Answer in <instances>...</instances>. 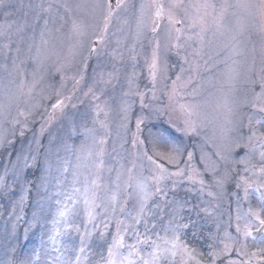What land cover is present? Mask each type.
Here are the masks:
<instances>
[{"label":"rangeland","instance_id":"1","mask_svg":"<svg viewBox=\"0 0 264 264\" xmlns=\"http://www.w3.org/2000/svg\"><path fill=\"white\" fill-rule=\"evenodd\" d=\"M83 1L4 0L0 4V104L5 106L0 110V176L5 177V186L0 187V264L6 260L22 261L30 257L34 250L42 249H47V253L42 251L40 261H34V264H44L45 261L51 264L48 256H55L56 253L48 236L53 228L51 222L56 218L58 206L55 202L64 201L65 189L69 188L67 182L57 186L56 181L64 179L57 168L64 159L75 164L78 154L86 156V151H79L81 145L92 150V156L82 160L85 174L95 172L92 165L103 160L100 172L102 185L110 184L115 179L121 165L124 172L122 180L127 179V169L133 168V162V177L142 179L153 176L155 166L142 156L143 147H148V155L164 164L168 172H176L177 168L185 169L184 176H167L161 181V186L168 193L167 199L159 194L149 199L147 211L152 215L146 216L147 233L145 224L141 223L136 228L130 227L123 235L130 245L136 244L137 232L141 234V239L145 234L151 236L161 249L156 252L157 264H197V261L209 264V253L223 247L220 241L225 239V230L233 236L237 235L236 216L243 215L237 204L243 207L245 213L249 207L261 211L260 196L264 188L259 193L254 188L249 189L245 199L241 181V177H244L254 185L264 184V174L244 171L245 168L258 170L264 167L260 149L254 152L236 149L235 159L239 161L247 152V161L229 165L231 172L223 188L214 182L212 171H205L199 156L203 148L212 160H216L212 152L217 146L227 145L229 141L238 139L241 133L246 141L250 130L256 131L258 136L264 135V125L255 122L260 119L261 112L252 107L253 103L264 105V96L256 98L260 93L257 85L260 78L264 77V16L256 10L249 15L248 11L236 7L238 0H210L216 5L217 15L221 5L227 4L229 7L223 11L219 24L212 15L204 17L206 31L202 34L201 43L195 35L200 31L199 27H187L192 22L190 17L196 15L191 8L185 15L184 5L187 6L190 0H183L180 7H173L176 0H161L165 14L158 21L160 28L155 34L151 31L155 15L152 0H124L120 8H116V0H112L113 15L107 33L102 29L108 0H86L87 3L95 2L93 10ZM248 2L259 3V0ZM141 4L145 5L142 17ZM169 11L176 19L183 21L182 26H176L183 28L179 49L174 47L177 43L176 32L167 19ZM73 20L82 26L80 32L73 31ZM138 21L141 23L139 34ZM214 24L220 30L221 47L218 40L215 50L209 54V48L205 46V34ZM21 26L24 28L21 29ZM235 29L239 30L238 33ZM230 32L237 35L233 43H238V52L242 49L241 75H236L238 52L225 57L221 54L222 45ZM189 36L192 39H188ZM156 40L160 43V70L153 98L149 65ZM93 47L95 55L90 58L89 49ZM37 49H40L41 56L39 60H33ZM213 57L219 59L213 60ZM231 58L235 61H230ZM58 68L60 71H57ZM82 71L83 80L77 84ZM109 73H113L111 82L104 83ZM178 74L180 80L177 81ZM173 81H176L175 94L172 92ZM219 81L222 82L219 86H212ZM89 88L92 89L90 93ZM215 91L217 96L211 95ZM137 93H143L144 104L148 107H141ZM58 100L63 101V104L54 110L52 106ZM181 105L187 107L182 108ZM68 109H72L71 113H67ZM188 110H191V116ZM249 116L252 117L251 125L248 123ZM58 118L61 119L60 124L52 125ZM138 118H143L139 131L136 127ZM189 119L194 122L195 134L179 130L185 127V121ZM131 122H134L132 131L129 130ZM46 125L52 130L48 134L49 146L42 143L41 129L44 130ZM22 127L23 135L20 134ZM85 129H92L93 134L86 137ZM142 129L148 145L144 143L143 146L137 144L133 147V141L139 140ZM73 131L75 135L72 139ZM154 138L159 139L152 143ZM101 139L104 140L102 145L94 143V140ZM171 142L195 146L196 159L193 163L201 174L197 180H204L202 191L199 183L187 179L186 156L180 158L179 165H174L155 154H172ZM101 148L102 157L98 156ZM119 148H128L130 151L122 153ZM21 152L36 154L41 162L45 159L51 162L50 173L41 171V175L47 178V188L39 187L35 168H24L22 161L19 165L15 164L17 154ZM223 167L221 164V170ZM71 174L72 169L69 168L68 180H71ZM25 180L32 181L36 186L26 184ZM238 182L239 188L236 187ZM174 183L176 188L173 191ZM152 184L149 180L150 191H154ZM173 200L178 203H171ZM133 203L134 200L129 201V209ZM157 204L163 211L155 207ZM76 211L75 216H69V221L79 226V234L91 233L87 237L90 250H86L83 256H87L91 264H97L101 256L105 255V244L110 232L107 229L104 239L100 238V233L104 231V218L98 216L96 220L89 221L82 200L76 205ZM261 215L264 217V211H261ZM125 219L126 224H132L127 215ZM169 220L172 221L170 226ZM153 223L155 228L152 227ZM240 223L243 226L244 221ZM183 224H188V227H177ZM60 226L63 227V224ZM79 234L73 230L62 239L78 246ZM176 235L179 236V244H186L192 250L194 259H190L181 247L173 248L172 243H164V239L172 241ZM253 235L259 234L254 231ZM243 239L241 234L240 240ZM246 244L243 250L248 256H240L235 251L239 247L236 244L233 245L232 253L217 259L216 264H226L229 259L246 260L253 252L264 248V245L254 243L251 237ZM12 248L16 251L12 252ZM137 248L145 260L152 259L150 253L154 251V245L140 243ZM259 255L264 256V252ZM132 259L142 264L137 256L133 255ZM251 264H264V260L251 257Z\"/></svg>","mask_w":264,"mask_h":264},{"label":"snow or ice","instance_id":"2","mask_svg":"<svg viewBox=\"0 0 264 264\" xmlns=\"http://www.w3.org/2000/svg\"><path fill=\"white\" fill-rule=\"evenodd\" d=\"M4 0H0V4H3ZM124 3V0H116V8H120ZM183 3V0H176L173 4V7H180ZM152 6L155 8V15L153 18L154 27H152L151 31L155 34L158 29L160 28L159 20L163 18L165 14L164 4L161 0H152ZM145 5L141 4L140 12L141 17L143 16V9ZM229 7V5H221L220 6V13L219 15L216 14L217 8L214 3H211L210 0H196L195 3H192L191 0L189 4L184 8L185 15H188V9L191 8L195 11L196 15L191 16L190 19L192 22L187 25L189 29H195L199 27L200 31L196 32V38L203 43V32L206 31V25L204 23V17L208 15H212L216 20L217 24H219L220 19L222 18L223 11ZM238 8H242L248 11L249 15L252 14L253 10L258 11L262 16H264V0H259V3H251L248 0H238L236 5ZM202 13V14H201ZM113 15V8H112V0H108V11L107 15L104 17V27L103 32L107 33L108 25ZM167 19L169 23L175 28L176 36V44L174 45L175 48L179 49L181 45L179 41L181 39V35L183 34L182 27H176L177 25H183V21L176 19L175 16L172 14L171 11L168 12ZM47 21H45V25H47ZM81 25L78 24L75 20L72 22V29L75 32L81 31ZM141 28V23L138 21L137 23V31L139 34V30ZM188 39H192L191 36ZM44 43H47L44 41ZM95 51V48H90L89 53ZM41 56L40 49H37V53L33 58V60H39ZM87 69V63L84 64V70ZM160 70V43L158 40L154 41V46L152 48L151 54V63L149 65V75L150 79L153 83V98H155V83L157 79V74ZM57 71H60L58 68ZM183 72V69H181ZM113 77V73L108 74V80L103 81L104 83H110ZM103 80V76H101ZM80 80H83V71L80 74V79L77 80V84H79ZM176 80H180V75L178 74ZM131 84V81H129ZM253 84L256 85V82L253 81ZM23 85V81L21 82V86ZM260 88V93L257 94V99L264 96V77H261L259 83L257 85ZM92 92V89L89 88V93ZM172 92L175 94L176 92V81H173ZM140 96V103L142 108L148 107V105L144 104L143 101V93H137ZM88 95V93H85ZM97 98L98 97H94ZM172 97L170 96L169 99ZM63 101L58 100L56 104L52 107L53 109H58L62 106ZM5 106L0 104V110H2ZM182 108H186L187 106L181 105ZM254 109L259 110V112L264 113V105H257L256 103L252 104ZM159 111V109H157ZM229 112H231V108H229ZM99 113V106H97V114ZM191 110H188V115L191 116ZM24 115V113H21ZM19 123V121H16ZM256 124L264 125V117L255 121ZM143 123V118H138L136 122L137 131L140 130V125ZM248 123L252 124V117L249 116ZM26 127V126H25ZM182 130L186 133L195 134L196 128L194 126V122L189 119L185 121V127ZM43 131V129H41ZM21 135H23V127L21 129ZM92 129H85L86 137L88 135H92ZM159 138H154L152 143H155L156 140ZM245 138L241 133L240 137L236 140L229 141L227 145L217 146V149L212 152V156H215L217 159L212 160L209 155H207L203 148L200 150L199 160L204 163L205 171H212L214 174V182L223 188L224 184L227 182L231 169L229 165L232 163H246L248 153L246 152L244 156L240 158L239 161L235 159L237 153L236 149H249V151H256L260 149L259 155L262 161H264V135L258 136L256 131L250 130V134L247 136L245 142ZM255 141V142H253ZM11 143V142H9ZM94 143L103 144L104 140L101 139L99 141H95ZM137 144L141 146L144 145V141L142 140H134L133 147ZM39 151V149H37ZM81 152L86 151V156L77 155L76 156V163L72 164L69 159H64L59 162V167L57 171L60 172L61 176L64 179H58L56 181L57 186H60L67 182L69 184V188L65 189L64 195L65 200H56L57 204V211H56V218L52 220V232L48 236V240L51 241L54 245L53 251L56 253L55 256H48V260L51 261V264H82V256L86 252V250H90V245L87 243V237L91 236L90 232L85 234H79L80 228L78 225H74L69 221V216H75L77 214L76 205L82 200L84 205V213L87 216L89 221H94L97 219L98 216H102L104 219L102 220L104 231L100 233V238L103 240L105 237V233L109 227V223L113 218H116V234L112 238V243L107 248V258L101 256L100 260L97 264H137L136 260H133V255L137 256L141 261L142 264H157L156 252L160 251L159 245L156 244L155 241H152L151 236L147 234L144 235L143 239H141V234L139 232L136 233L137 241L134 245H126L124 243V235L123 233H127L129 228H136V226L140 225L141 223L145 224L146 233L148 231L147 224L148 221L146 216L152 215L151 212L147 211V204L149 199L153 195H162L165 199H167L168 193L164 190L161 186V181L167 178V176H184L185 169L177 168L176 172H168V169L165 168L164 164L158 163L156 160H153L152 156L148 155L147 147H143L142 156L152 162L155 166L154 172L155 174L150 178H135L133 177V168L135 167V163L133 162V168L127 169V179L122 180L124 175L123 172V165L121 168L116 171L115 179L110 184L102 185L100 182V172L103 168V160L100 159L98 162L94 163L92 167L95 169V172L85 174L82 171V168L85 165L82 163V160L90 158L92 156L91 147L86 145H81L80 150ZM171 153L172 154H162L156 152L157 156H161L163 159L167 160L169 164L179 165L180 158L185 157L184 161L185 167L188 170L187 179L193 183H199L201 186V191L204 187V180L201 178L197 180V177L201 174L199 173L198 169L195 168L193 163L194 159H196V151L195 146H187L182 145L181 143L171 142ZM103 149L101 148L98 156L102 157ZM23 163L24 168H35L36 169V180L40 181L39 187L47 188V178L46 176L41 175V171L44 170L46 172H51L52 164L50 161L45 159V161L41 162L39 156L36 154H26V153H18L17 159L15 164L19 165ZM31 161V163H29ZM221 164H223V169L221 170ZM211 165V166H210ZM69 168L72 169L71 180L67 179V173L69 172ZM259 171L261 174H264V167H261L258 170L245 168L244 171ZM111 171V169H109ZM149 180L153 182L152 187L154 191L149 190ZM241 181L244 184V193L245 199L248 197L249 189L254 188L256 192H260L261 188H264V184L254 185L250 183L244 177H241ZM26 184H32V186H36L33 184L32 181L25 180ZM79 185V186H78ZM5 186V177L0 176V187ZM39 187H37V191L39 192ZM236 187H240V183L236 184ZM176 188V184H173L172 190L174 191ZM103 190V195H101V191ZM60 195L59 192L56 193ZM212 195V193H209ZM123 196V199H121ZM130 200H134L132 208H128V204ZM261 202V211H264V193H261L260 196ZM171 203L176 204L177 201L173 200ZM157 209L163 211L160 208V205H155ZM237 207L240 208L239 203ZM261 211H254L251 207H249L248 211L243 215L237 214L236 216V236H233L228 230L224 232V240H221L220 243L223 244V247L219 251H212L209 253L211 259L209 260V264H216L217 259L222 256L230 255L233 251V245L239 244V247L235 249V251L240 256H248V253L245 252L243 249L247 247L246 241L249 237L252 238L254 243H258L264 245V217L261 215ZM125 216L129 217L132 221L131 225L125 223L123 219H120L117 216ZM173 218H175L173 213ZM241 221H244L243 226H241ZM63 224V227L60 225ZM172 221L169 220L168 225L170 226ZM152 227L155 228V223L152 224ZM177 227H184L187 228L188 224L178 225ZM219 228V225H217ZM76 231L79 234V245L76 246L70 241H64L62 238L66 236L70 231ZM258 233L259 235H253V232ZM243 236V241L240 240V235ZM158 235V233H157ZM163 239V238H162ZM229 241V242H225ZM179 236L176 235L173 237L172 241H168L164 239V243H172L173 248L181 247L183 252L188 254L190 259H194L191 256L192 250L188 248L186 244H179ZM43 244L44 242L41 241ZM140 243L149 244L155 246L154 251L150 253L152 259L145 260L142 256H140V251L137 248V245ZM128 248V254L124 255L121 251L122 249ZM12 252H15L16 249L12 248ZM47 253V249L42 250H34L30 257L16 262L14 260H6L4 264H34L35 262H39L41 258V252ZM264 252V248L258 250V252H253L251 257H258L261 260H264V256H260L259 253ZM175 255V253H173ZM251 257L246 260H235L229 259L226 261V264H251ZM84 264H91L89 258L87 256H83ZM44 264H48L47 261ZM197 264H200L197 261Z\"/></svg>","mask_w":264,"mask_h":264}]
</instances>
